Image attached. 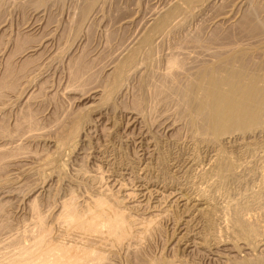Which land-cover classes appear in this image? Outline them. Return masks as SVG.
Wrapping results in <instances>:
<instances>
[{"label":"rangeland","instance_id":"374dc122","mask_svg":"<svg viewBox=\"0 0 264 264\" xmlns=\"http://www.w3.org/2000/svg\"><path fill=\"white\" fill-rule=\"evenodd\" d=\"M22 1L25 0H7L4 3L8 4H0V8L2 7L0 9L2 16H0V20L2 19L0 26L8 24L7 30L3 29L5 33L2 32V26L0 27V39H2L0 40V80L2 78L0 82L6 78V67L11 64L9 66L14 69L17 85L15 86L17 89H13L14 93L13 90L4 91V95L7 97H3L4 108L0 110V132L3 130L0 133V137L3 135L0 139V149H11L6 156V158L8 157L7 160L12 156L8 160L11 164L8 162L7 166H1L0 170V211H5L6 217L11 218H8L11 224L19 226V223L22 224V221H26L29 214L28 209L34 201L40 210L43 209V213L51 214L59 207L58 205L61 204L62 200L69 198V195L77 194L78 197H83L85 194L89 196L94 194L93 196H97L94 190L96 183L91 182L90 179L87 181L85 176L102 174L101 176L104 177V180L102 179L103 185L111 188L110 191H114L111 187L112 184H121L127 191L135 194L138 190L137 187L142 183L148 184L152 190L154 189L153 196H155L151 197V201L181 191L190 197H198L199 195L200 198H206L208 203L215 207L212 212L195 217V221L193 220L186 229L182 208L173 206L170 209L171 214L167 216L168 218L166 217L161 221L162 223L158 228L160 230L155 231L151 240L148 241L149 243L145 244L143 253L138 256L139 259L121 254V256L113 259V264H137V262L138 264H145L148 263L149 259L154 264H159L160 261L169 264H173V262L174 264H226L228 262V264H233L246 257L253 258L254 255H257V252H254L250 247L245 249V244L251 240L238 234L232 220L235 213L239 212L242 218L250 220V222L253 221L252 223L257 226L260 232L259 238L264 239V131L244 137L234 136L228 139L227 143L223 142L212 149L208 144L193 138L187 121L177 116L178 109H176L173 101L168 100L163 103L164 105L162 103L158 105L152 96L153 94H151L153 92L141 87L139 83L141 78L135 77V79L130 80L131 84H128L126 90L108 102L101 100L102 97L94 93L95 89L101 90L100 88H103L102 82L109 73L108 68L111 66L114 57L116 58L121 52L124 53L133 37L137 35L139 25L135 22L141 21V19L147 20L155 8L160 9L161 7L162 9V4L165 1L108 0L103 5L104 7L101 6L102 9L96 17H89L82 23L81 17H79L83 6L81 0H39L40 4H38L41 10L39 18L34 15L35 8L22 4ZM212 12H203L204 16L201 14L200 17H195L190 21L189 29L196 30L199 26L201 37L207 38L210 34L208 30L209 21L207 22V20L210 19V16L215 15L214 11ZM130 19L133 23L128 22ZM77 21H79V25L76 24ZM25 23L27 26L36 27L33 31L27 32V29H24ZM183 33L182 31L175 34L174 37L167 40L168 43L165 41L164 45L160 47V54L158 53V56L161 55L160 59L163 57L162 53L172 50L174 45L184 38L186 33ZM176 35L178 36L175 37ZM177 38L179 40H176ZM175 41L176 44H173ZM15 42L17 43L15 44ZM33 45L38 46V50L34 53H25L26 49ZM167 45L171 46V49ZM22 54L24 56H21ZM160 61L157 65L159 67H156L162 71L165 60ZM199 63L195 62L191 66L194 67L196 64L198 66ZM80 64L85 68V71L82 72L84 76L81 73V75L79 74L80 80L74 81L72 71L76 67L75 65L80 66ZM140 98H143V103L139 106L141 109L134 106ZM132 113L135 116L139 113L137 116L139 119L133 121ZM29 116L35 120L36 126H33L32 130L25 123L27 120L25 117L29 118ZM76 123H79V130L77 134L72 135ZM21 126L22 128H20ZM28 133L31 136L21 140L20 143L18 139L26 137L29 135ZM63 135H71L72 138L64 143ZM7 140H10L11 143H8ZM251 143L255 145L253 152L248 150ZM57 145L62 149L58 148V150ZM17 148L19 149L17 150ZM219 149L228 152V156L237 164L239 170L236 169L238 178L223 186L214 184L216 177L211 173V167H208V161L218 153ZM8 165H10L9 168ZM3 174L7 175L4 176ZM202 190L207 191L205 197L201 195ZM136 201L137 199L134 202ZM234 206L235 208H233ZM227 207L228 209H226ZM51 208L54 210L52 209V211ZM232 211L234 212L232 213ZM185 230H188L191 235L193 233L199 234L201 241L204 240L205 244L202 246L192 244L191 246L189 245L191 242L178 244L179 236L182 237ZM240 248L243 249L240 250ZM225 256H228V259ZM130 258L132 259L130 260Z\"/></svg>","mask_w":264,"mask_h":264},{"label":"bare ground","instance_id":"6f19581e","mask_svg":"<svg viewBox=\"0 0 264 264\" xmlns=\"http://www.w3.org/2000/svg\"><path fill=\"white\" fill-rule=\"evenodd\" d=\"M4 1L6 2L7 0H0V4H3ZM81 1L83 3V4L81 3L83 6L81 7L80 10L81 13L79 12L81 16H79V14L78 16L81 17L82 20L81 23H82L85 20L89 19V17L90 18L96 17L99 11H101L100 9H102L101 6L106 4L108 0H81ZM164 1L165 2L163 3L164 5L162 4V9L161 7L160 9L154 7L155 9L154 10L152 9L153 11L151 10L152 13L150 14L149 18L147 17L148 18L147 20L141 19V21L135 22L139 25V31L137 35L133 37V40H131V43L129 44L130 46L128 45V48H126L125 52L122 49L124 53L121 52V54L117 55L116 58L114 57V59L112 60L111 66L108 68L109 73L107 74L106 77L104 76L105 79L102 82L103 88L99 87L103 91L99 89L96 90L94 88L95 89V91L93 90L94 93H97L98 96H101L102 97L101 100H105L106 102H108L113 98L114 99L117 98L118 95L124 92L128 84L130 83V80L135 79V77H137L138 79L141 78L139 82L141 87L144 90L149 89L151 90V92H153L151 93L149 91L151 94H153L152 96L157 101L158 105L159 103L163 104L165 101L168 100L173 101L176 105L175 107H177L176 109H178L177 116H179L180 119H185L187 121V124L192 132L193 138L198 139L202 143L208 144L210 147H212V149L218 147L220 144L226 142L228 139L234 136L244 137L247 135L249 136V134L263 132L264 131V0H164ZM38 3L39 0L22 1V4L26 6H33L35 8L34 15L37 18H39L41 14V10L39 9L40 3L39 4ZM4 4H8V3H4ZM4 6L6 7V5ZM21 7L24 8V6ZM0 9H2V7ZM207 11L208 12L214 11L215 15L210 16V19L207 20V22L209 21L208 30L210 31V34L209 36H207V38L206 37L203 38L204 36L201 37L202 35H200L201 30H199V26L198 29L195 28L196 30H190L189 23L195 17L199 15L201 16L203 12H207ZM1 21L2 19L0 20V22ZM129 21L133 23L131 19L128 20V22ZM128 22L127 24L130 23ZM76 24L79 25V21H77ZM7 25L8 24H3V26L1 25L2 32H4L3 29L7 30ZM34 27L36 26L33 25L27 26L26 24V27L24 29H27V32H31L33 31ZM182 31L186 33V35L183 33L184 38H182L181 40L177 38L176 40H179L177 44L176 41L173 43L176 44L174 45L175 48L173 47L172 50H169L168 52L165 51L166 53L164 54L162 53L163 57L160 59L161 55L158 56V53L161 51L160 47L164 45L165 41L166 43H168L167 41L168 39L174 37L175 34L179 32L181 33ZM178 35H176L175 37H177ZM203 35H205V33H203ZM18 38L17 41L19 40ZM16 43L17 42H15V44ZM170 47L169 49H171ZM38 48H39L38 46H34V45L30 46L28 49H26L25 53H34L38 50ZM196 51H200V52H196ZM21 56L24 55L22 54ZM198 58L199 60H197ZM160 60H165L164 68L162 67L163 70L161 69L162 71H159L158 70L159 68H157L159 67L157 66L158 63L161 62ZM195 62H197V64L199 63V65L197 66L196 64L194 65V67L191 66ZM9 65L8 67H6L7 68L6 73L4 72L6 78L2 82H0V110L4 108L3 97L6 96L4 95V91L8 90L9 92V90L11 91L13 89H17L15 88V86H17L16 77L14 75L15 72L14 69ZM75 66L76 67L72 71V79L74 81H77L80 80L79 74L81 75V73L85 71V68L82 67L81 64L80 66L77 65ZM142 103H143V98H140L137 102H135L136 105L134 106L138 108L140 105H142ZM137 116H139V113ZM137 116H135L133 113L131 114L133 121L139 119V117ZM25 119H27L25 123L30 128V130H32L31 128L33 126H36L34 122L35 120H32L30 116L29 118L25 117ZM23 122H22V126H23ZM22 126L20 128H22ZM78 130H79V123H76L72 135L77 134ZM15 131L12 132L15 133ZM12 132L11 134H13ZM11 134L10 136L12 138ZM29 136L31 135L29 134L26 137H22L18 139V141L20 142L21 140ZM70 136L63 135L62 138L63 142L64 143L68 142L72 138ZM9 142L10 140L8 141V143ZM3 144L5 143L3 142ZM60 145L62 146V144ZM56 148L62 149L60 146L58 147V145L56 146ZM248 148L250 152L255 151V145L252 143L251 145H249ZM18 149L19 148H17V150ZM9 150L0 149V170L3 166H7L9 162L8 160L12 157L11 156L8 160H7L8 157L6 158V156L9 153ZM14 151H16V149H14ZM227 153L219 149L218 153H216L212 157V159L208 161L209 162L208 167H211L210 171L215 175L214 177H216V181L214 184H217L218 186H223L224 184L227 183L229 184L235 179H237L239 176L238 173L236 172L237 164H235V162L228 156L229 154ZM9 166L10 165H8V168ZM3 175L6 176L7 174L6 175L3 174ZM101 175L99 174V175L85 176L87 178V181L88 179H90L91 182L94 181L96 183L95 185L96 188L94 189L97 194V196L95 195L96 197L93 196L94 194L89 196L86 195L85 193H84L85 196L83 197L82 196L78 197L77 194L76 195L68 194L69 198L67 197L66 200L64 201L62 200L63 202L61 201V204L58 205L59 207L56 208L55 211L51 214L47 212L43 213L42 212L43 209L40 210L39 206L34 201L28 209L29 214L27 213L28 214L27 215L28 218H26L27 220L26 221L24 220L25 222L22 221V224L19 223V226L12 225L8 219L10 217H6L5 211L4 212L3 210L0 211V264H113V259L119 255L121 256V254L138 258V256L141 253H143L142 251L145 247V244L149 240H151V237L152 235H154L155 231L158 232V230H160L158 228L160 227V223H162L161 221L163 219H166V217L171 214L170 209L173 206L176 207L178 206V208H182L184 214L183 218H185L184 226H186V229H188V226H190V223H192L195 217L206 215L215 209V207L212 204L208 203L209 201H207L206 198L205 199L200 198L199 195L198 197L195 196L190 197V195L189 196L185 195L181 191L180 192L178 191V193L170 192L171 194L168 196L158 197L152 199L151 201V197L155 196V195L153 196L154 189L152 190L151 186H148V184L147 185L142 184L140 182H139L140 183L139 186L137 187L138 188L137 193L135 194L127 191L121 184L120 185L112 184L111 187L113 188L114 191H110L111 188L109 189L107 185L105 186L103 185L104 181L102 182V179L104 177H102ZM31 190H35V189H31ZM201 192H202L201 195H204L205 197L207 191L202 190ZM135 199H137L136 202H134ZM4 208H6V206H4ZM233 208H235V206ZM52 209L54 210V208H51V210ZM226 209H228V207ZM233 212L234 211H232V213ZM232 221L238 231V234L242 236H246L251 240V242L245 244L246 248L244 246L241 247H244L245 249L250 247L252 250H254V252H257V255H254L253 258L246 257L240 260L239 262L236 261L237 263H233V264H264V242H263L264 239L259 238L260 232L257 226L254 223H252L253 221L250 222V220H246L242 218L239 215V212L235 213L234 219ZM198 235L199 234L197 233L196 234L193 233V235H191L188 232V230L187 231L185 230L182 237L179 236L180 239H178L179 241L177 243L184 244L185 242H191L189 243V245L192 244L195 246H202L203 244H205V242L204 240L201 241L202 239L200 238V235L199 236ZM197 240H199L200 242ZM213 243L215 244V242ZM189 245L186 244L187 247H189ZM241 249L243 248H240V250ZM144 257H146L145 254ZM132 258H130V260ZM225 258L228 259V256H225ZM232 260L234 261V259ZM145 264H154V262H151L149 259L148 263ZM159 264H169V263L160 261Z\"/></svg>","mask_w":264,"mask_h":264}]
</instances>
